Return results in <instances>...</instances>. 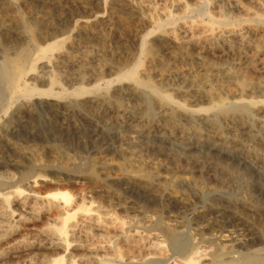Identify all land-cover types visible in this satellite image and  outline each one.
Wrapping results in <instances>:
<instances>
[{"label": "bare ground", "instance_id": "bare-ground-1", "mask_svg": "<svg viewBox=\"0 0 264 264\" xmlns=\"http://www.w3.org/2000/svg\"><path fill=\"white\" fill-rule=\"evenodd\" d=\"M158 1L0 0V144L13 156H0V264H121L123 259L127 264H264V247L249 228V248L239 252L237 247L247 248L245 239L213 222L198 220L182 242L183 227L174 219L146 213L115 217L116 210L128 213L134 207L89 170L98 166L108 177L113 170L124 172L112 161L92 159L87 178L72 157L61 154L43 163L33 148L21 153L11 141L22 135L31 146L52 138L30 125L39 106L54 116L56 129H66L60 114L77 111L90 118L93 109L117 123L134 124L139 134L157 130L171 140L178 132L183 142L229 139L245 157L264 165V13L248 9L244 19L220 6L206 12L208 0H197L194 7L182 0ZM236 4L235 11L244 10L239 0ZM201 8V19H187L189 11ZM94 37L113 41L126 54L130 43L137 47L132 62L120 63L116 79L87 87L108 67L95 68L91 76L82 68L80 46ZM68 64L79 67L65 76L78 85L72 90L62 87L56 74ZM88 124L99 138L117 140L93 120ZM22 156L28 164L21 163ZM156 177L141 181L160 198L178 200L165 187L168 179ZM94 188L108 206L88 200Z\"/></svg>", "mask_w": 264, "mask_h": 264}, {"label": "rangeland", "instance_id": "rangeland-1", "mask_svg": "<svg viewBox=\"0 0 264 264\" xmlns=\"http://www.w3.org/2000/svg\"><path fill=\"white\" fill-rule=\"evenodd\" d=\"M182 2L189 7H194L198 1L182 0ZM208 2L207 7L203 6V10L206 12H216L221 7L223 13L237 14L241 18L245 17L248 9L257 15L264 13V0H239V5L245 10H240V13L235 11V9H238L236 0H208ZM159 3L164 4V1L159 0ZM40 6L37 11H39ZM197 10L189 11L186 14L187 19H201L199 11L203 10L202 8ZM83 43L80 46L82 47L80 48V54L83 57L82 68L88 71V75L90 73L89 76L93 74L95 68L99 69L103 65L109 67L105 68L106 72L103 77H97L98 80L90 83V85L85 83L87 87L96 84L102 86L106 81L116 79L119 72L118 68L126 60L132 62L137 47L130 43V51H127L126 54L117 51L113 41L103 43L100 38L94 37L92 42ZM106 49L109 51L107 52ZM92 55L95 57H92ZM230 60L231 58L228 59V62L231 63ZM76 66L68 64V67L64 66L56 69L57 78L58 81L60 80L59 83L62 87L72 90L78 86L75 83H69L68 77H65L78 71L79 67ZM33 84H37L40 89L48 88L46 84L44 86L40 82H33ZM35 101L39 103L41 100L37 98ZM134 103H131V105ZM89 111L90 118L77 111L60 114V121L66 124V129H56L51 126L54 116H51V113L44 107L39 106L36 110L35 122L32 121L30 125L35 126L36 129L39 128L38 131L47 133L48 137L52 138L46 142L40 139L31 146L30 143L24 142L27 139H23L25 137L22 135L19 137L17 135L13 136L14 138H11V141L16 143L15 145L19 147L21 153L23 150L33 148L32 151L35 156L43 163L53 161L56 156L59 158L61 154L67 155L75 159L77 164L79 163L78 165L82 167L86 177L88 174L92 177L89 171L91 170L93 174L95 172L94 176L97 175L101 179H107L121 198L130 202L134 207L133 209L136 210L134 212L132 209V211L126 212L127 214L116 210L115 217L125 220L127 216L146 213L166 220L169 218L170 220L174 219L183 227L181 230L183 231V235H181L182 242L185 241V238L187 240V237L194 232L199 221L206 224L213 222L217 225H215L216 229L225 233H232L234 236H239V238L242 236V240L245 239L243 244L245 243L247 248L237 247L238 249H236L239 252H246L249 248L246 244L250 240L249 237H251L247 232L249 228L255 234L257 233L261 240L260 247H264V165H258L254 160L245 157L246 155L242 153L239 145L229 139L210 142L208 137L199 139L194 137L183 142L182 135L178 132L171 140L157 130L151 134H139V131L133 127L134 124L117 123L110 115H98L93 109H89ZM138 113L140 114V112H135L136 118L140 117ZM89 120H93V123L106 131L116 134L117 140H103L96 136L89 130ZM77 128L82 130L84 136L77 132ZM53 146L56 147L57 151ZM10 154L12 155L8 148L0 144V156L13 158ZM92 159L112 161L120 165L124 172L113 170L109 173L110 177H108L107 172L100 170L98 166L92 167L90 165ZM19 160L22 164H28V159L23 156ZM89 166L93 169H89ZM19 170L23 171L21 168ZM127 172L131 179H128ZM43 173L52 176L51 171H44ZM158 175L161 178L168 179L164 183L165 187L177 194V201L160 198L152 188L149 189L145 181H141L143 176L145 178L150 177L151 180ZM90 176L89 178H91ZM163 188L164 185L160 189ZM94 189H92V193L91 191L87 192V194L89 193L87 195L88 200L93 199L95 206H98L99 203L102 206H108L107 201L101 195L103 193L98 188ZM208 231L206 230V233L210 235L213 230ZM120 263L127 264V261L124 262L123 259Z\"/></svg>", "mask_w": 264, "mask_h": 264}]
</instances>
